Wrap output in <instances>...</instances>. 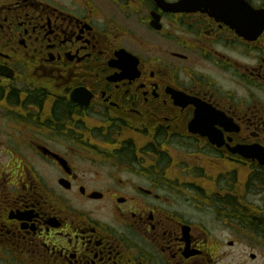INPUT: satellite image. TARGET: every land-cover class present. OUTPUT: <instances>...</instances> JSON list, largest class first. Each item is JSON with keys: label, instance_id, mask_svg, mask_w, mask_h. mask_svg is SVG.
<instances>
[{"label": "flooded vegetation", "instance_id": "1", "mask_svg": "<svg viewBox=\"0 0 264 264\" xmlns=\"http://www.w3.org/2000/svg\"><path fill=\"white\" fill-rule=\"evenodd\" d=\"M0 154V264L262 252L264 0H0Z\"/></svg>", "mask_w": 264, "mask_h": 264}, {"label": "rangeland", "instance_id": "2", "mask_svg": "<svg viewBox=\"0 0 264 264\" xmlns=\"http://www.w3.org/2000/svg\"><path fill=\"white\" fill-rule=\"evenodd\" d=\"M216 85L224 88L231 93L232 96L237 97L241 95L242 91L234 89V87L220 76H209ZM10 156H3L0 154V164L6 165ZM188 218L200 227L206 228L209 236H211L212 247L214 252L218 251V256L214 259V264H264V250L257 251L253 249L251 239L246 236L244 242L240 245L236 244L233 247L228 246V240L235 237V235L222 227L216 218L214 209H210L206 205L197 204L194 210L189 211ZM221 243V246L217 244ZM221 248V249H220ZM256 255V260L250 258L251 254Z\"/></svg>", "mask_w": 264, "mask_h": 264}, {"label": "water", "instance_id": "3", "mask_svg": "<svg viewBox=\"0 0 264 264\" xmlns=\"http://www.w3.org/2000/svg\"><path fill=\"white\" fill-rule=\"evenodd\" d=\"M245 156H247V155H245Z\"/></svg>", "mask_w": 264, "mask_h": 264}]
</instances>
